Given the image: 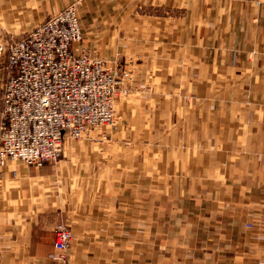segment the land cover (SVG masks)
<instances>
[{
    "label": "crops",
    "instance_id": "crops-1",
    "mask_svg": "<svg viewBox=\"0 0 264 264\" xmlns=\"http://www.w3.org/2000/svg\"><path fill=\"white\" fill-rule=\"evenodd\" d=\"M71 4L116 125L0 166V264H57L58 224L68 264H264V0H0V46Z\"/></svg>",
    "mask_w": 264,
    "mask_h": 264
},
{
    "label": "built area",
    "instance_id": "built-area-1",
    "mask_svg": "<svg viewBox=\"0 0 264 264\" xmlns=\"http://www.w3.org/2000/svg\"><path fill=\"white\" fill-rule=\"evenodd\" d=\"M80 30L76 8L68 6L8 46L0 99V166L55 162L65 139L81 140L95 126L112 122L114 75L85 50L75 52ZM53 235L49 258L68 264L71 231L58 224Z\"/></svg>",
    "mask_w": 264,
    "mask_h": 264
},
{
    "label": "rangeland",
    "instance_id": "rangeland-1",
    "mask_svg": "<svg viewBox=\"0 0 264 264\" xmlns=\"http://www.w3.org/2000/svg\"><path fill=\"white\" fill-rule=\"evenodd\" d=\"M68 6H74L75 8H76V6L74 5V4H71V5H68ZM68 6H66V7H68ZM65 7V8H66ZM65 8H63L62 10H64ZM62 10H60V11H62ZM60 11H58V12H60ZM58 12H56V13H58ZM76 12H77V15H78V11H77V8H76ZM56 13H54V14H56ZM54 14H51L50 16H52V15H54ZM50 16H48L47 18H49ZM46 18V19H47ZM78 18H79V15H78ZM45 19V20H46ZM44 21V20H43ZM79 21H80V18H79ZM41 23V22H40ZM39 24V23H38ZM37 24V25H38ZM34 27H36V26H34ZM33 29V28H32ZM80 32H81V40L79 41V43L78 44H81L82 43V41H83V33H82V28H81V30H80ZM29 33V32H28ZM27 33V34H28ZM24 36H26V35H23V36H21V37H18L17 39H14V40H12L11 42H9L7 45H2V46H0V49H4V48H8V46L9 45H11V44H13V43H15V42H17V41H19V40H21ZM77 44V45H78ZM75 46H76V44H75ZM80 48V47H79ZM80 50H85L86 52H88V54L90 55V57H92L94 60H98V61H100V63H101V66L103 67V68H105V69H107L108 71H110L113 75H114V80H115V82H116V84H115V89L113 90V92L115 93L114 94V103H113V113H112V122L110 123V124H105V125H100V126H95L93 129H92V131L90 132V133H92L93 131H95V130H97V129H99V128H102V127H115V125H116V119H115V113H114V109H115V103H116V101L118 100V99H120V98H122V69H121V72H118V70H114L112 67H110L107 63V61H105V60H102V59H99V58H96V57H94V56H92L91 54H90V51L88 50V49H86V48H82V49H78V50H76V48H75V52H77V51H80ZM0 53H1V50H0ZM5 54H6V63H4L3 64V69H4V72H5V78H4V80H3V83H2V88H3V84L5 83V80H6V75H7V66H8V52H5ZM1 96H2V94H1ZM1 96H0V99H1ZM89 133V134H90ZM83 139V138H82ZM81 139V140H82ZM66 140H69V141H80V140H71V139H65L64 141H66ZM64 141H63V143H64ZM63 151V150H62ZM61 156H62V154H61ZM61 156H60V158H61ZM60 158L57 160V161H55V162H46V163H57L59 160H60ZM12 162H14V161H12ZM15 162H17V161H15ZM18 162H20V161H18ZM45 164V163H44ZM43 165V164H42ZM41 165V166H42ZM27 166H36V165H27ZM36 167H39V166H36ZM61 225H63V224H61ZM63 226H65V225H63ZM66 227V226H65ZM66 228H68V227H66ZM69 229V228H68ZM70 230V229H69ZM71 231V230H70ZM72 234V233H71ZM54 236V235H53ZM72 242V241H71Z\"/></svg>",
    "mask_w": 264,
    "mask_h": 264
},
{
    "label": "bare ground",
    "instance_id": "bare-ground-1",
    "mask_svg": "<svg viewBox=\"0 0 264 264\" xmlns=\"http://www.w3.org/2000/svg\"><path fill=\"white\" fill-rule=\"evenodd\" d=\"M79 19V18H78ZM79 27H80V29H81V23H80V21H79ZM77 45V44H76ZM2 51V50H1ZM5 52H7V48L5 49ZM87 136V135H86ZM85 137V136H84Z\"/></svg>",
    "mask_w": 264,
    "mask_h": 264
}]
</instances>
